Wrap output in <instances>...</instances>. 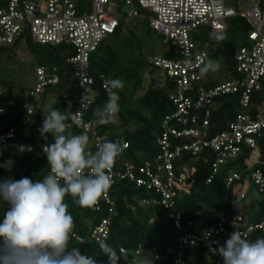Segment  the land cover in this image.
<instances>
[{
	"label": "trees",
	"instance_id": "obj_1",
	"mask_svg": "<svg viewBox=\"0 0 264 264\" xmlns=\"http://www.w3.org/2000/svg\"><path fill=\"white\" fill-rule=\"evenodd\" d=\"M5 1L0 0V6ZM118 1L119 3L123 2V0ZM132 3L138 12H146L138 6L135 0ZM78 10L80 11L81 7L78 6ZM118 14L119 23L115 30L105 36L89 54L88 69L93 77V82L89 83L86 89L77 84V78L74 76L72 68L64 61L65 55H60V52L64 50L68 51V54L71 53V49L65 45L50 46L31 41L26 44L28 48L44 53L41 55L38 64L43 65L49 74H56L57 76L56 83L44 87L40 94L39 105L30 114L23 117L22 115L30 104L28 90L32 86L28 87L27 90L21 88L15 92L11 80H0V106L3 109L0 113V133L9 127H16L14 137L0 146V163L6 162L5 146L10 141L17 142V149L25 151L29 155L25 156V162L18 159L10 169L0 168V181L8 178L19 180L23 177L37 181L42 180L49 173L47 157L42 151V146L51 143L52 136L48 134L46 140L40 135L39 129L42 127L43 113L54 107L68 115L71 121L70 117L74 115L77 99L85 92L90 101L83 111V120L89 122L95 119L93 115L95 109L102 107L108 99L107 91L102 86L103 82L119 77L116 66L122 56V45L125 46L126 42H130L131 39L134 41L137 38L133 28H144L146 33L154 31L148 20L142 17L127 19L122 9L118 10ZM249 30L250 24L247 20L236 15L226 19V28L221 32L226 37L224 40L216 41L210 38V33L214 30L209 27L200 28L193 37L199 42L204 41L205 45L214 44L206 58L218 55L222 57L224 63L222 79H225L236 73L235 53L241 45L246 43V35ZM17 41L6 47H0V49L13 47L18 44ZM135 47H137L136 43L130 47V57L124 63V71L122 78H120L124 82V87L117 90L120 97L118 122L95 127L103 142L109 140L128 142L122 155L117 158L114 169H118L124 160L132 162L136 167L144 158H150L158 152L160 149L158 137L161 133L162 119L167 112L173 109L168 96L169 92L172 91V83L160 68L148 62L147 57L149 55L145 57L139 47ZM56 62H58L57 65ZM149 68H154L156 71L153 72L154 75L149 76L148 84L143 89L142 82ZM206 76L205 82H199V85L205 88L222 80L219 79L216 72H209ZM260 80V88L252 92L248 107L239 103L238 93L222 94L215 98V105L209 116L208 136L226 129L228 122L234 119L238 113L252 110L259 100L264 99V76ZM49 93L55 96L51 105L46 103ZM70 131L73 134L87 132L83 128L74 126ZM87 134L90 137L89 149L97 150L92 137L88 132ZM253 150H256L257 158L249 161V156ZM212 160L213 154L210 149L206 148L194 156L183 153L181 157L175 160L173 166L175 174L179 175L180 172L187 171L184 181L188 190L177 189L178 194L171 203L172 208H165L160 202L149 201L139 204L141 199L151 197L155 199L158 194L153 189L136 186L128 179H118L113 182L109 191L112 197V211L110 212L107 208L108 205L102 200L100 209L96 210L94 208H81L73 202L71 197H67L66 203L69 205V212L74 217L76 224L75 231L85 237L84 242L79 244L76 240L71 241L69 247L77 246L81 254L95 256L98 264H108V258L101 253L97 241L88 237L89 226L107 217L108 237L105 242L112 246L117 253L121 246L127 249L119 264H132V259L135 256L132 252L138 246H142L143 250L137 255V258L149 253L150 247L156 246L160 258L156 259L154 264H173L172 258L179 252L177 239L180 231L175 227L174 221L170 217L171 211L180 213L182 223L188 231L194 230V226L187 225L188 221L199 223V227L202 228L216 224L220 219L219 213L223 214L226 229H231L235 225L234 217L237 213H241L246 222L257 221L264 216V196H259L256 193L258 198H255V194L252 195L247 190L244 198L237 201L234 196V187L238 182L235 181L230 186L225 185L226 172L231 168L239 170L260 168L264 170V130L261 131L260 137H257L255 148L243 146L241 152L235 158L222 164L210 182H207L206 178L211 172ZM21 164H23L22 167H20ZM8 208L9 205L1 200L0 222H2L4 213ZM258 237H264V230L251 231L248 238L255 240ZM225 241L222 238L219 245H223ZM167 247H170L172 252L168 253ZM205 249L203 242L196 241L194 244L185 245L180 254L185 261L205 264L207 258Z\"/></svg>",
	"mask_w": 264,
	"mask_h": 264
},
{
	"label": "built area",
	"instance_id": "obj_2",
	"mask_svg": "<svg viewBox=\"0 0 264 264\" xmlns=\"http://www.w3.org/2000/svg\"><path fill=\"white\" fill-rule=\"evenodd\" d=\"M135 1L140 8L146 10L145 13L138 12L133 6V0H123L122 3L118 0H6L0 6V47L11 45L16 40L24 46L28 41L50 46L65 45L71 49V53L64 56V61L72 68L77 84L86 89V86L93 82L88 69L89 54L105 36L115 30L119 23L118 10L122 9L127 19L142 17L148 20L153 30L162 34L165 41L171 44L170 57L149 55L147 60L160 68L172 83V91L168 96L173 109L162 119L158 152L150 158H144L136 167L132 162L124 160L118 169H112V178L113 182L128 179L136 186L153 189L158 194L155 199H141L139 204L160 202L165 208H172L171 203L178 194L177 189L186 191L188 188L184 181L187 171L175 174L173 166L177 158L183 153L194 156L204 148L210 149L213 160L211 172L206 178V181L210 182L220 166L235 158L243 146L255 148L257 137H260L261 131L264 130L262 99L252 110L238 113L228 122L226 129L208 136L209 116L217 96L238 93L239 103L248 107L252 92L260 88V79L264 76V0ZM78 6L81 7L80 11ZM236 15L244 17L250 24L246 43L235 53L236 73L205 88L199 85V82L207 80L206 74L202 73L200 68L213 46H199L193 35L202 26L222 32L226 28V19ZM34 71L35 82L28 90L30 104L23 117L39 105L44 87L57 82L56 74H49L41 64L36 63ZM104 85L103 82L102 86L105 88ZM89 101L85 92L78 97L74 115L80 120V126H73L87 131L97 146L103 142L101 135H98L96 126L91 121L83 120V111ZM2 110L0 106V113ZM67 122L72 123L70 120ZM15 130L14 126L0 133V146L14 137ZM121 143L128 145L125 140ZM262 171L264 170L260 168H231L226 172V186L238 182L234 187L235 200L244 198L249 183L254 186L259 196H264ZM101 200L108 205V211H112L110 193L107 199ZM101 200L94 209H100ZM170 217L180 231L177 239L179 252L172 258L173 264H201L185 261L180 254L185 245L194 244L196 241L205 245V264H223L222 257L213 250L218 248L222 238L227 240L234 229L225 228L222 213H219L220 219L216 224L202 228L199 223L188 221V226H194L192 231L185 229L179 212L171 211ZM234 218V226L241 231L264 230V216L253 222H246L241 213L235 214ZM107 223L108 218L104 217L89 226L88 237L97 242L105 241L108 237ZM249 235L250 233L248 237ZM77 236L84 242L85 237L79 234ZM142 250V246L133 250L132 254L135 256L132 264H135L137 255ZM126 251L127 249L121 246L118 254H124ZM166 251L170 253L172 249L167 247ZM149 253L154 261L160 258L156 246L150 247Z\"/></svg>",
	"mask_w": 264,
	"mask_h": 264
},
{
	"label": "clouds",
	"instance_id": "obj_3",
	"mask_svg": "<svg viewBox=\"0 0 264 264\" xmlns=\"http://www.w3.org/2000/svg\"><path fill=\"white\" fill-rule=\"evenodd\" d=\"M210 38L222 41L226 37L213 31ZM219 67V61L205 58L200 71L214 73ZM104 86L108 99L93 113L91 123L95 126L118 122L117 90L123 89L124 82L108 79ZM43 116L40 135L46 140L48 134L52 136V142L43 146L49 173L37 181L28 177L0 181V200L9 205L0 222V264H98L95 256L81 254L77 246L69 247L71 241L79 244L82 239L76 234L66 198L71 197L81 208H94L102 198L107 199L113 184L112 169L126 145L109 140L97 144V150L92 151L87 132L70 131L73 124L80 126L76 115L68 123L69 116L53 107ZM12 163L9 160L0 167L10 169ZM233 229L224 244L213 250L222 257L223 264H264V237L251 240V229L241 231L234 225ZM97 243L108 264H119L124 258L105 241ZM135 264H154V259L146 253Z\"/></svg>",
	"mask_w": 264,
	"mask_h": 264
},
{
	"label": "rangeland",
	"instance_id": "obj_4",
	"mask_svg": "<svg viewBox=\"0 0 264 264\" xmlns=\"http://www.w3.org/2000/svg\"><path fill=\"white\" fill-rule=\"evenodd\" d=\"M204 28V26L200 27ZM198 28L196 32H199ZM134 34L136 35V39H131L130 42H126L127 44L122 45V56L119 62H117L116 66V72L119 74L118 79L122 78L123 74V67L124 63L126 62L130 52V47L137 44V47L141 50L143 55L147 57L148 55H160L162 57H170V47L171 44L169 41H165V38L162 34L157 33L155 31H150L149 33H146L144 28L141 27H135L133 28ZM197 32V33H198ZM132 41V43H131ZM198 42L199 46H204V41ZM207 45V44H206ZM211 45V44H210ZM214 46V44H212ZM43 52L39 51H32V49L27 46H24L20 43L14 45L13 47H9L6 49H0V80L7 79L11 80L14 85L15 92H18L19 89L24 88L27 90L28 87L33 86L35 82V71H34V65L36 63H39V59L41 55H43ZM68 51L64 50L60 52V55H67ZM128 55V56H127ZM218 58V59H217ZM208 59L217 60L220 63L219 70L216 71L218 73L219 79H222L224 76V63L222 61V57L220 55L216 57H211ZM58 62H56L57 65ZM156 69L149 68L148 71L145 74L144 80H143V89L148 84V78L150 75H154L153 72H155ZM157 75V74H156ZM47 105H51L53 101L55 100L54 94L49 93L47 97ZM17 142L10 141L5 146L6 151V162L11 160L13 161L12 166H14L15 162L18 161V159H21V162H25L26 158L25 156H29L25 151H19L17 149ZM90 146V143H89ZM256 150L252 151V154L249 156V161L256 159ZM5 162V163H6ZM5 163L0 165H4ZM23 164L20 165L22 167ZM19 167V168H20ZM1 169H7L4 167H0ZM254 186L252 184L249 185L248 191L252 193V195L256 196L255 198H258V195L253 190ZM184 190V189H183ZM182 190V191H183ZM1 201V200H0Z\"/></svg>",
	"mask_w": 264,
	"mask_h": 264
}]
</instances>
